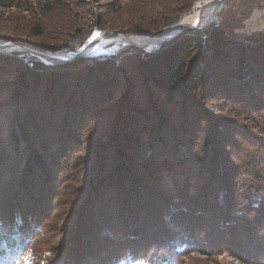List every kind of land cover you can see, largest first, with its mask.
<instances>
[{
    "label": "trees",
    "instance_id": "trees-1",
    "mask_svg": "<svg viewBox=\"0 0 264 264\" xmlns=\"http://www.w3.org/2000/svg\"><path fill=\"white\" fill-rule=\"evenodd\" d=\"M194 1H155L154 16L132 30L109 18L99 26L158 31ZM227 2L219 21L152 51L133 47L119 61L79 56L29 67L0 52V98L11 100L6 139L0 132V264L34 254L23 247L82 149L86 169L64 218L68 243L54 263L174 264L177 253L216 242L264 256V29L242 31L264 0ZM14 6L0 0V7ZM29 34L43 29L34 24ZM71 41L38 49L77 50L81 41ZM220 105L235 118L213 129L205 107L216 112ZM232 148L234 164L224 157ZM239 221L241 228L232 226Z\"/></svg>",
    "mask_w": 264,
    "mask_h": 264
},
{
    "label": "rangeland",
    "instance_id": "rangeland-1",
    "mask_svg": "<svg viewBox=\"0 0 264 264\" xmlns=\"http://www.w3.org/2000/svg\"><path fill=\"white\" fill-rule=\"evenodd\" d=\"M16 6L10 8L0 7V37H4L1 40L0 44H15L14 47L7 49L8 55L16 56L22 59L27 66L33 67L35 62H41L43 65H46L49 68H52L55 65L50 61L45 60V57H42V60L48 64H45L37 56L31 55L25 49L19 47H29L37 49L40 51H50L38 49L42 47V44H52L54 41L58 40H72L73 44L68 43L67 45H75L80 42L78 49L83 47L90 39V37L95 33L99 34L100 37L95 44L100 45L102 48L101 53H110L108 55H97V56H82L88 57L89 59L93 58H102V57H114L116 61H119L122 53L128 52L131 48L135 46H128L123 48L124 40L122 37H119L117 34L107 33L104 34L106 30L110 32H118L127 36H137L147 33H151L154 30L150 31H141L138 33L124 34L119 30H110L102 29L99 26V22L109 18V21H113L115 24H120L126 29H131L138 27L141 23V17H147L148 15L154 16L155 1L160 3L161 0H12ZM159 1V2H158ZM195 0L191 8L187 11H183L176 17V22L180 20L183 14L190 12L195 6ZM226 0L219 10L217 15L214 17V21H219L224 15L225 10H228L229 4ZM162 7V6H161ZM169 11H166V15ZM145 15V16H144ZM212 22V23H213ZM175 23V22H174ZM172 23V24H174ZM34 24H40L43 29V34L41 36H33L29 34V29ZM209 25V24H208ZM207 25V26H208ZM163 28V27H162ZM264 29V11L254 9L251 17L245 21L244 28L242 31L251 32L254 30ZM15 31V32H14ZM10 32H13L17 35V40L12 38H7ZM192 32V31H191ZM194 32V31H193ZM186 33V32H184ZM190 33V32H189ZM181 34V33H180ZM179 35V34H178ZM177 36V35H176ZM6 37V38H5ZM174 38V37H173ZM171 40V39H170ZM53 41V42H52ZM244 42H249L244 40ZM104 43V44H103ZM150 45H149V44ZM144 45H139L152 51L158 46L157 43L148 42ZM66 45V44H65ZM157 47H156V46ZM122 47V48H121ZM77 49V50H78ZM141 49V48H140ZM145 51L144 49H141ZM70 51H76L69 49L64 52L67 53ZM52 52V51H50ZM45 58V59H44ZM51 60L58 59L59 56H49ZM61 59V58H60ZM73 61V60H72ZM71 62V61H69ZM68 63V62H65ZM50 64V65H49ZM63 64V63H62ZM211 101V102H210ZM212 103H218L216 100H208L207 104L210 106ZM0 132L2 133L3 139H6L8 132V126L10 124L9 111L11 107V100H3L0 98ZM213 105V104H212ZM218 105V104H215ZM207 106V107H208ZM221 106V105H220ZM220 106H217L220 107ZM205 107V110L208 113H212L211 116V128L214 129V125L218 121L224 119H233V115L236 112L232 110H226L225 106H221V110H216L217 114L210 112V109ZM21 108V106H20ZM204 108V107H203ZM16 121L20 119V116L15 118ZM246 120L242 119L241 122ZM18 132V129L15 130ZM225 146V144H224ZM180 151L186 155V149L184 146L180 145ZM87 153V152H86ZM85 150L82 149L81 152H74L72 161L75 163L72 172L62 176V179L54 185L53 191L50 195V204L51 209L39 217L36 224L39 226L34 233L31 235L32 242H27L23 247L28 250H32L38 254V257L33 254L27 256V252H22L19 256L16 257V264H45L47 260L51 259L53 264H58L55 262L53 257L58 254L59 250L65 247L68 243L67 239V227L65 224V217L69 212V202L71 200V194H73L74 189L80 184L79 177L83 174L86 168L84 164L86 163L87 158ZM234 148L228 150L227 155L224 157H229V162L234 164ZM233 161V162H232ZM221 170V169H219ZM64 180V181H63ZM223 194L224 191H220L218 195V202H220L221 208L223 207ZM252 215V214H251ZM234 217V216H233ZM221 214L219 221H221ZM236 222V221H235ZM241 222L234 223L233 225H238L240 227ZM235 227V226H234ZM238 227V229H239ZM241 228V227H240ZM260 233H264V226L261 228ZM208 230V229H207ZM209 231V230H208ZM227 237V235H226ZM249 239V237H246ZM227 240V238H225ZM224 239V240H225ZM236 239V238H235ZM256 239V238H255ZM237 240V239H236ZM241 240V239H240ZM241 246V244H240ZM245 247V246H244ZM249 246L245 247L248 249ZM264 251V247L262 248ZM251 251H242L238 247H233L230 244H222L221 242H216L211 249L208 250H187L185 252L177 253L172 259L174 264H264V256H251ZM32 252V253H33ZM138 253V252H137ZM141 254V253H140ZM264 255V254H263ZM27 256V257H26ZM19 258H25L23 261L17 263ZM52 264V263H51Z\"/></svg>",
    "mask_w": 264,
    "mask_h": 264
},
{
    "label": "bare ground",
    "instance_id": "bare-ground-1",
    "mask_svg": "<svg viewBox=\"0 0 264 264\" xmlns=\"http://www.w3.org/2000/svg\"><path fill=\"white\" fill-rule=\"evenodd\" d=\"M223 2H224V0H199V1H197L195 6L193 7V9L190 12L185 13L180 18V23H179L180 27L199 26V25L207 23L209 20H211L216 15V13L219 12L218 8L221 4H223ZM181 33H183V32H181ZM167 35H168L167 32L164 34L156 35V36H153V35L147 33V34H143L141 36H133L131 38H123L124 45H122V47L123 46L128 47V46H133V45H144L148 42H151V43L160 42L159 44H156L158 46L161 44L162 39L164 37H167ZM99 37H100V35L95 34V33L90 37L89 41L87 42V46H86L88 48V50L85 52L86 55L97 56V55H108V54H110V53H101L102 48L99 47L100 45L95 44ZM71 55L72 54L59 55L58 59L68 58ZM56 56H58V55H56ZM58 59H55V60H58ZM45 60L50 61L52 63H53V61H55V60H51L50 58H46Z\"/></svg>",
    "mask_w": 264,
    "mask_h": 264
},
{
    "label": "water",
    "instance_id": "water-1",
    "mask_svg": "<svg viewBox=\"0 0 264 264\" xmlns=\"http://www.w3.org/2000/svg\"><path fill=\"white\" fill-rule=\"evenodd\" d=\"M225 1L226 0H224V2ZM224 2H223V4H224ZM223 4H221L219 6V8H218L219 10L221 9V7H222ZM214 17L211 20H209L207 23H205V24H202V25H199V26H192V27H180V25H179L180 20H179V21L175 22L174 24L165 26V27L159 29L158 31H153V32H151L149 34H151L153 36H156V35L164 34V33L167 32L168 33L167 37H164L162 39V42L161 43H163L165 41H168V40L172 39L173 37H175L176 35H178L181 32H191V31L193 32V31H197V30H201V29L205 28L208 24H210V23H212L214 21ZM107 33L117 34L119 37H122V38H131V37H133V36L123 35V34L118 33V32H110V31L106 30L104 32V34H107ZM137 36H141V35H137ZM14 46H15V44H7V43L0 44V52L7 53V49L10 48V47H14ZM86 46H87V43L83 47H81L80 49H78L76 51H70V52H67V53L50 52V51H40V50H37V49H33V48H29V47H24V46H19V47L25 49L31 55L37 56L45 64H48V63H46L45 61H43L41 57L49 58V56H56V55L59 56V55H69V54H72L68 58L58 59V60L53 61V64H62V63H65V62L72 61V60H74L75 58H77L79 56H88L85 53L88 50V48ZM133 46H135L137 48L144 49L145 51H149L148 49L146 50L145 48H143L142 46H139V45H133ZM125 47L126 46H123V48H125Z\"/></svg>",
    "mask_w": 264,
    "mask_h": 264
},
{
    "label": "snow or ice",
    "instance_id": "snow-or-ice-1",
    "mask_svg": "<svg viewBox=\"0 0 264 264\" xmlns=\"http://www.w3.org/2000/svg\"><path fill=\"white\" fill-rule=\"evenodd\" d=\"M138 264H142V262H138Z\"/></svg>",
    "mask_w": 264,
    "mask_h": 264
}]
</instances>
